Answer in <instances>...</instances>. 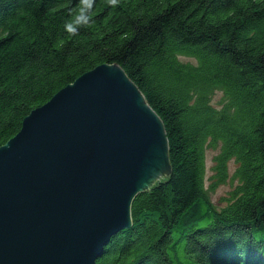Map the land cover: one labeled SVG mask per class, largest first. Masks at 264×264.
<instances>
[{
  "label": "trees",
  "instance_id": "16d2710c",
  "mask_svg": "<svg viewBox=\"0 0 264 264\" xmlns=\"http://www.w3.org/2000/svg\"><path fill=\"white\" fill-rule=\"evenodd\" d=\"M105 63L159 116L170 174L135 196L95 264H264V0H0V146ZM217 146L212 185L230 160L238 180L219 209L204 187Z\"/></svg>",
  "mask_w": 264,
  "mask_h": 264
},
{
  "label": "water",
  "instance_id": "95a60500",
  "mask_svg": "<svg viewBox=\"0 0 264 264\" xmlns=\"http://www.w3.org/2000/svg\"><path fill=\"white\" fill-rule=\"evenodd\" d=\"M164 126L117 64L83 73L0 146V264H95L170 174Z\"/></svg>",
  "mask_w": 264,
  "mask_h": 264
},
{
  "label": "rangeland",
  "instance_id": "374dc122",
  "mask_svg": "<svg viewBox=\"0 0 264 264\" xmlns=\"http://www.w3.org/2000/svg\"><path fill=\"white\" fill-rule=\"evenodd\" d=\"M179 60L182 62H188L195 64L196 60L192 57L188 56H179ZM224 103L223 93L221 91H215L211 97V104L220 108ZM219 154V146L216 148H207L205 152V179H204V187L206 190V194L208 196L211 204L216 208H222L227 204L226 199L228 198V194L232 191L236 185L238 184V180L234 178V173L236 169V164L234 160H230L227 163V178L223 183L217 184L213 186L214 180V166H215V157Z\"/></svg>",
  "mask_w": 264,
  "mask_h": 264
},
{
  "label": "clouds",
  "instance_id": "9594fccd",
  "mask_svg": "<svg viewBox=\"0 0 264 264\" xmlns=\"http://www.w3.org/2000/svg\"><path fill=\"white\" fill-rule=\"evenodd\" d=\"M89 22H91V16H90V15H87V16H81V17L79 18V20H78V23H89ZM67 27H68L69 30L72 31V32L77 31V28L74 27V26H72V25H71V26L67 25Z\"/></svg>",
  "mask_w": 264,
  "mask_h": 264
}]
</instances>
